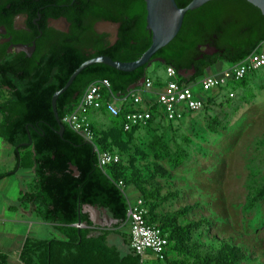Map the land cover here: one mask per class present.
I'll return each mask as SVG.
<instances>
[{
  "label": "trees",
  "instance_id": "trees-1",
  "mask_svg": "<svg viewBox=\"0 0 264 264\" xmlns=\"http://www.w3.org/2000/svg\"><path fill=\"white\" fill-rule=\"evenodd\" d=\"M192 1L176 0V3L180 8H185ZM72 2L0 0V26H6L18 37L12 43H31L35 39L20 38L23 36L21 32H13L12 20L16 14L27 13L32 18L41 14L42 29L48 35L52 31L47 32V19L65 18L71 23L70 34H61L62 38L38 40L37 51L32 58L24 52L9 54V44L0 47V88L8 92L7 97L0 102V134L14 147L34 148L37 184L25 199L37 201L42 207V219L62 225L61 231L67 238V241L50 242L29 240L24 246L22 260L27 264H35L37 251L41 252L39 260L44 258L47 264H58L66 257L77 260L80 254H94V245L105 244L106 237L90 238L89 230L78 227L84 223L88 227L92 226L87 216L81 213V208L90 205L106 209L118 221V226L129 230L127 219L130 198L127 189L134 186L145 202L147 222L159 226L168 236L166 263L242 264L248 256L238 245L221 241L217 249L208 247L204 250L203 245L193 242V234L205 221L179 224V218L185 217L191 207L160 216L156 201L159 190H148L138 171L133 170L129 175L123 160L119 164L100 167L98 152H117L113 149L114 145L122 151H129L137 133L146 129H134L131 132L123 130L124 115L133 110L130 102L123 105L122 115L118 118L104 112L111 119L112 127L103 136L98 133V125L92 118L96 133L94 143L87 142L63 120L75 110L88 87L96 82L109 81L111 94L126 98L131 95L134 86L135 90L142 89L140 84L150 78L148 72L156 65L162 66L164 72L167 67H173L179 83L188 85L206 76L209 70L220 63L231 65L240 62L264 42V15L246 0H213L186 13L178 35L153 56L151 64L132 72H122L101 63L87 67L57 100V112L65 126V132L60 136L52 97L66 85L71 75L84 62L98 56H107L120 62L137 61L152 44V34L150 32L148 38L149 30H145L147 10L144 0ZM100 21L120 25L115 43L109 40L108 35H100L94 30V24ZM208 46L216 52H208ZM185 71H194V75L183 76ZM255 74L232 83L229 86L232 93ZM151 80L154 88L164 82L161 77ZM226 90L224 88L217 93ZM104 96L105 99L110 98L108 93ZM212 101L210 97L207 99L205 109ZM151 112L153 119L147 128L156 122L158 116L164 115L158 105H154ZM117 153L120 154V151ZM135 154L144 155L138 148ZM184 159V155H178L175 166L179 167ZM72 167L77 169L78 174ZM155 171L162 172L160 174L164 177L168 175L158 166H155ZM119 182L124 183V188L119 187ZM166 199L164 197L162 201ZM263 199L264 185L256 190L251 205ZM149 200L155 203L148 209L146 204ZM124 239L130 245V234L124 233ZM136 262L140 263L137 256Z\"/></svg>",
  "mask_w": 264,
  "mask_h": 264
},
{
  "label": "rangeland",
  "instance_id": "rangeland-1",
  "mask_svg": "<svg viewBox=\"0 0 264 264\" xmlns=\"http://www.w3.org/2000/svg\"><path fill=\"white\" fill-rule=\"evenodd\" d=\"M226 67L220 63L209 71ZM152 70L153 80L165 74L162 66ZM226 89L205 95L213 100L210 106L179 122L166 124L157 117L137 133L129 151L111 146L120 151L129 175L136 170L148 190H159L160 216L191 207L179 224L205 221L193 234V242L206 250L228 241L246 252L242 264H264V199L251 205L256 190L264 185V68L233 90L234 97ZM111 127L105 116L98 133L103 136ZM136 148L144 155L135 154ZM178 155L185 157L179 167L174 164ZM155 166L168 175L156 172ZM154 203L147 201V208Z\"/></svg>",
  "mask_w": 264,
  "mask_h": 264
},
{
  "label": "built area",
  "instance_id": "built-area-1",
  "mask_svg": "<svg viewBox=\"0 0 264 264\" xmlns=\"http://www.w3.org/2000/svg\"><path fill=\"white\" fill-rule=\"evenodd\" d=\"M264 68V42L248 57L238 63L228 65L219 73H208L203 78L188 85H181L177 79V72L173 67L165 71L166 82L157 95V105L164 113L167 122H179L186 116L195 115L206 108L205 95L217 93L229 87L232 83L244 80L250 74ZM154 89V83L147 78L142 83L141 90H133L126 98H117L110 92V83L107 80L91 84L75 110L63 120L72 130L77 132L87 142L96 141V133L92 126V116L97 112H105L111 117L118 118L122 115L123 105L132 104L133 110L125 113L122 127L125 132L134 129L147 128L153 119L151 108H143L142 93ZM105 93L110 95L105 99ZM231 92L230 97H234ZM99 165L105 168L122 161L117 152H98ZM119 187L124 188V183L119 182ZM147 210L141 198L129 201L128 225L130 230V250L139 257V264H149L150 256L155 264L166 263V250L168 246L167 234L157 225L149 224L145 219ZM82 227V225H78ZM18 264H27L19 262Z\"/></svg>",
  "mask_w": 264,
  "mask_h": 264
},
{
  "label": "crops",
  "instance_id": "crops-1",
  "mask_svg": "<svg viewBox=\"0 0 264 264\" xmlns=\"http://www.w3.org/2000/svg\"><path fill=\"white\" fill-rule=\"evenodd\" d=\"M223 69L215 72L219 73ZM150 69L148 76L152 75ZM164 73V72H163ZM166 81V75L158 76ZM160 87L157 86L150 92L142 93L144 99L143 108H152L157 105V95ZM7 90L0 88V102L7 97ZM104 112L94 113L92 118L99 125L104 122ZM158 120L169 124L162 116ZM0 116V124H1ZM37 184L35 170V151L31 146L19 148L8 143L0 134V264H18L22 260V252L27 241L50 242L53 240L67 241L61 231L62 225L47 222L42 219L41 205L36 201L25 199V196L33 192ZM129 188V187H128ZM130 189V188H129ZM128 191V189H127ZM130 193L131 201L139 199L140 195L133 186ZM129 195V194H128ZM130 198V197H129ZM81 213L86 215L92 226L82 225L83 230L90 231V238L98 239L106 237L105 244H96L94 254H80L78 259L66 257L58 264H136V256L130 250L129 244L124 239V233L130 234L118 226L108 210L85 205ZM106 233V235H105ZM110 249V251H108ZM41 252L37 251L34 257L35 264H47L46 259L39 260ZM62 259V258H61ZM149 264H155L150 256Z\"/></svg>",
  "mask_w": 264,
  "mask_h": 264
},
{
  "label": "water",
  "instance_id": "water-1",
  "mask_svg": "<svg viewBox=\"0 0 264 264\" xmlns=\"http://www.w3.org/2000/svg\"><path fill=\"white\" fill-rule=\"evenodd\" d=\"M213 0H193L185 8H180L176 0H144L146 2L147 19L145 24V30H149L152 34V44L150 48L141 56V58L134 62H120L114 61L107 56H98L84 62L70 77L66 85L59 91H57L52 97V108L55 115V119L59 124V135L63 136L65 132V126L61 122L57 112V100L58 98L73 84L76 77L87 67L94 64H105L116 70L122 72H132L140 67L151 64L153 56L162 48L167 46L179 33L183 26L184 18L187 12L193 11L202 5ZM256 8H258L262 15H264V0H246ZM74 2V0H73ZM72 2V3H73ZM72 5V4H71ZM70 5V6H71ZM68 7V6H64ZM104 28H112L115 30V38H111L110 41L115 43L117 40L118 29L120 27L117 23L105 21L100 24ZM208 52H216L215 49L207 47ZM194 75L192 72H183V76L190 77ZM143 83V82H142ZM142 83L140 86H142ZM136 89L134 86L132 90ZM72 170L77 173V169L72 167Z\"/></svg>",
  "mask_w": 264,
  "mask_h": 264
},
{
  "label": "flooded vegetation",
  "instance_id": "flooded-vegetation-1",
  "mask_svg": "<svg viewBox=\"0 0 264 264\" xmlns=\"http://www.w3.org/2000/svg\"><path fill=\"white\" fill-rule=\"evenodd\" d=\"M105 21L96 22L94 30L100 35H108L109 40L115 38V30L112 28H104L100 24ZM43 19L41 14L38 17L32 18L29 14H16L12 20L13 32H21L23 34L20 38H35L31 43H12L14 38H18L15 34L11 33L6 26H0V47L4 44H9L8 53L15 54L24 52L29 58H32L37 51V41L44 38H62L61 34L71 33V23L65 18L46 20L47 32L46 34L42 29ZM119 31V29H118ZM50 34V33H49ZM118 38V35H117Z\"/></svg>",
  "mask_w": 264,
  "mask_h": 264
}]
</instances>
